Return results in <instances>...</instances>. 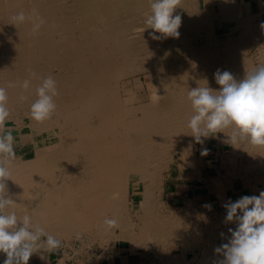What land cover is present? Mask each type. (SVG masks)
Listing matches in <instances>:
<instances>
[{
	"label": "bare ground",
	"instance_id": "obj_1",
	"mask_svg": "<svg viewBox=\"0 0 264 264\" xmlns=\"http://www.w3.org/2000/svg\"><path fill=\"white\" fill-rule=\"evenodd\" d=\"M220 7L222 20L232 24V35L226 40L215 43L211 37L215 28L210 25L214 14L201 13L200 17L194 15V22L209 24L205 29L210 33L203 44L191 48L183 39L179 42L169 37L170 41H165L167 51L162 46L160 52L142 42L147 38L141 26L150 9L149 0H0V85L22 82L30 67L43 76H53L60 91L57 110L50 120L36 122L29 115L32 154L25 151L16 156L12 180L6 183L8 194L17 204L5 211H15L18 217L32 216L56 238L104 232L111 238L115 234V240L129 239L132 247L159 251L158 241L170 236L171 227L174 231L181 223L176 213L161 215L158 198L164 180L162 169L174 156L170 138L183 137V130H191L188 120L193 113L188 91L198 86L218 90L214 78L218 69L241 80L246 72L264 64L262 47L258 57L261 63L245 64L249 42H259L253 32V16L239 17L235 0H221ZM21 10L34 20L42 17L46 21L39 33L32 32L31 22L18 28L11 24V17ZM146 40L154 42L150 37ZM142 72H148L154 88L139 96L130 90L128 78L134 76L137 87H142L138 75ZM38 84L33 80V89L25 93L28 99L23 103L30 105L35 99ZM8 92V106L21 105L22 89L9 88ZM9 122L6 129L12 126ZM231 146L242 152L258 149L261 158L264 156V146L247 142ZM134 184L140 193L138 199L130 200ZM194 201L187 195L186 208L190 209ZM222 202L224 198L218 201ZM132 208L141 209L139 221L127 215ZM113 217L119 219L120 232L108 230L103 223ZM218 217L225 221V208ZM225 226L221 233L230 238L228 229L236 225ZM196 232L195 243L181 242L182 249L202 245V258L196 264H218L220 254L213 251V243L203 242ZM161 262L194 263L187 255L182 261L162 257Z\"/></svg>",
	"mask_w": 264,
	"mask_h": 264
},
{
	"label": "clouds",
	"instance_id": "obj_2",
	"mask_svg": "<svg viewBox=\"0 0 264 264\" xmlns=\"http://www.w3.org/2000/svg\"><path fill=\"white\" fill-rule=\"evenodd\" d=\"M149 2L150 11L144 22L146 28L153 29L149 32L151 39L178 37L181 16H174L173 11L178 7L179 0ZM11 20L16 28L31 22L33 33H39L46 23L42 17L34 20L23 10L13 15ZM261 28L264 29V23ZM26 71L28 77L22 82L8 81L7 87L0 85V253L6 257L3 264H28L34 253H52L61 247V241L40 223L34 222L32 216L25 214L18 217L15 211H5L17 204L8 194L6 183L12 180L17 159L15 137L11 130L5 128L11 116L8 89H22L19 99L25 101L28 99L25 93L33 89V80L39 81L34 88L35 99L29 106V115L36 122L52 118L57 110L56 98L60 95L53 76H43L30 67ZM214 78L220 86L218 90L198 86L187 93L193 113L188 127L195 141L203 144L202 138L231 129L227 143L247 142L264 146V64L246 72L241 80H237L231 72L219 69ZM207 154L205 148L202 155ZM223 207L226 209L225 223H235L236 227L228 229V242L214 249L215 253L224 257L218 264H264V191L258 196L244 195L235 201L229 200ZM103 223L108 230L120 226L118 217L105 218ZM220 235L224 237V233ZM76 238L80 239L79 233ZM74 255H79V252H74Z\"/></svg>",
	"mask_w": 264,
	"mask_h": 264
},
{
	"label": "rangeland",
	"instance_id": "obj_3",
	"mask_svg": "<svg viewBox=\"0 0 264 264\" xmlns=\"http://www.w3.org/2000/svg\"><path fill=\"white\" fill-rule=\"evenodd\" d=\"M211 3L212 1L210 0H180L178 3V7L180 8L177 7L174 9L175 12L173 11L174 16L175 15L181 16V26L178 29L179 36L170 37L171 40L175 38L174 40L177 39L179 41L181 38V40L183 39L187 44H190L191 48L195 45L203 44L207 40L206 34L207 33L210 34L209 31L206 30L207 28H209V24L195 23L194 19L196 16L194 15H198L200 17L201 13H207V12L214 14V20L213 22L210 23V25H212V27L215 28L214 31H211L212 32L211 37L215 41V43L217 42L218 44L226 40L229 36H231L232 34L226 29L221 30L220 28H218V24L220 21V15L216 14L215 12L216 8ZM189 4L190 5L192 4V5L190 6ZM131 10H134V9H131ZM221 19H222V16H221ZM190 22H192V24ZM251 23L253 24L252 21ZM201 25H202V30H201ZM145 27H147L146 24L144 26H141V28L144 29L142 31L145 32L144 37L149 38L150 30L149 28H145ZM253 27H254V24H253ZM152 31L153 29L151 30V32ZM156 34L161 35L160 33H156ZM250 37L251 36H249V39H251ZM170 38L162 37V39L154 40V42H152V40L144 39L142 40V42H144L145 44L152 45L154 50H160V52L162 51L161 50L162 46H164L163 50L164 52H166L167 48L165 47L166 46L165 43L167 42L165 41L167 40L170 41L169 40ZM249 43L250 44L247 46V53H246L247 55H245L246 56L245 61H247L245 62V64L246 65L249 64L251 66L253 62L254 64L259 63L258 57L260 55V48H259V42L251 43L250 41ZM159 59H162V58L159 57ZM53 70L57 71L56 67ZM147 74L148 72H142L138 74L141 77V80L143 81L142 87H137L134 76H131L130 78H128V80H130V84H129V86L131 87L130 90L133 93H138L139 96L140 95L142 96L145 94H149L150 90L154 88L153 81L148 79ZM25 103H23L22 101L21 103L22 107L19 104L9 107L11 111V116L6 121V123L8 124H10L9 121H12L11 122L12 126L9 128V130L12 131V134L15 137L14 147H15L16 156L25 151H28L27 153L28 155L32 154V150H31L32 140H31V137L29 136L30 131H33L32 125L29 122V106L30 105L29 104L27 105ZM14 122H20V124L22 125L21 126L20 125L17 126V124L14 125ZM22 128L24 130H22ZM230 132H231V129H228L227 131H225L227 135L230 134ZM225 133H217L215 136L208 137L210 139V149H209L208 154L206 155L207 156L206 159H203L202 155H200V151H203L204 148L202 147V144L197 143L195 141L194 137L192 136L191 130L189 129L183 130L182 131L183 137L173 136L172 138H170L171 139L170 144L173 148V151H174L173 154L175 157L173 156L171 161H169L170 163L168 162L169 164L162 169L164 180H163L162 190L159 193L158 199L160 201H158V205H159L158 208L161 206L160 208L162 210L159 208L160 213L161 215L165 214L164 215L165 217L166 216L169 217L173 213L178 214V216L181 217V218L179 217L181 226L180 225L176 226L177 229L174 231H172L173 227H171L172 229H170L171 230L170 236L168 234L166 235V237H164L166 240L164 238H162L160 241L157 240L159 242V246L161 245L160 246L161 249H159V251L158 249L157 251L146 250L145 248H143L144 246L137 247V248L132 247L131 241L129 239L115 240L114 239V237H116L115 234L111 238L108 235H105L104 232H102V234L99 233L98 236L91 235L88 232H81L79 233L80 239L76 238L77 234H72V236L69 239L65 237L57 238L61 241V247L59 251L61 253L60 255L64 256L63 260H65L68 264H85V262L88 264H115V263L121 264L122 261H120V258H121L120 254H129V257H131L133 260L132 261L133 264H162L161 262L162 257L168 258V259L177 257L179 261H182L187 255L188 259L192 260V263L194 262L193 264H196L200 261V258H202V245L193 244L192 246L186 247V249L183 250L182 245L180 244L181 242L195 243L194 232L198 231V233L197 232L196 233L198 234V237H201V240L203 239L202 240L203 242L205 241V243L207 244L209 242H212L214 248L219 247L220 245L224 243H227L229 238H227V236L222 238L220 233L223 231V229L226 227L225 225H227L228 223H225L223 219H220L218 217L222 209H224L223 205L226 202H228L227 201L228 193L226 191L227 181L228 179L229 180L232 179V176L241 177V178L243 177L249 178V176H251L255 178L256 180L259 179V176L255 177L249 174L250 173L257 174L259 172L264 173V156H262L263 158L262 159L261 158L262 154L260 155V151H258V149L254 151L251 150V151H244V152H242L241 149H238V148H236L237 150L233 149L231 144L226 142L227 136ZM177 138H178V141H176ZM179 138L182 139L181 142ZM202 139H205V138H202ZM174 140L178 143H176ZM173 144L175 145V147ZM259 156L261 159L259 158ZM213 157H214V160H210ZM203 164L205 165L204 166L205 169L213 170L211 172L213 176L206 177L207 180L206 179L204 180L205 176H203L200 173L198 174ZM196 168H198L199 170H195ZM206 171L204 173H206ZM196 172L198 176L202 178V180H197V178H200L197 176L193 178L194 175H197ZM260 180H262L264 183V176H262ZM216 183H217V186H216ZM255 190L261 192L262 188L255 187ZM138 193H140V189L138 185L135 186L134 184L133 192L131 193L130 200H132V198L138 199L137 198ZM189 194L192 195V197L196 200V202L194 201L193 204H191L192 208L190 207V209L186 208V205L184 204L186 200V196ZM221 198H224V202L218 203V201L221 202ZM206 205L210 207H206ZM175 208L177 209V211ZM166 211H168V213ZM141 213H142L141 209L135 210L134 208H132L129 210L127 215H129V218L131 220L133 219V221L136 222V221H139V216L141 215ZM217 221H220V222H217ZM187 222L190 224L187 225ZM115 230L117 232H120V228L115 229ZM135 230H138V228ZM185 232H188V233H185ZM106 236H108V239L106 238ZM103 238L104 240L106 239L105 240L106 242L102 240ZM214 248H213V251H214ZM76 251L79 252V255H74V252ZM219 258L222 260L224 257L220 254Z\"/></svg>",
	"mask_w": 264,
	"mask_h": 264
},
{
	"label": "crops",
	"instance_id": "obj_4",
	"mask_svg": "<svg viewBox=\"0 0 264 264\" xmlns=\"http://www.w3.org/2000/svg\"><path fill=\"white\" fill-rule=\"evenodd\" d=\"M211 4L216 8V11H215L216 14L220 15V21L221 22L219 21L218 28H220L221 30L226 29L227 31H230L232 24H230L227 21H223L221 19V13H222V11L220 10L221 9V7H220L221 6V0H212ZM235 5H236V10H237L238 16H241V17H243V16L245 17V15L248 17L253 16L251 18L253 24L255 25L254 26L255 29L253 30V32L255 31L256 34L259 36V43H260L259 48L262 47L261 49L264 50V48H263V46H264V34H263L264 29L261 28V24L264 23V0H235ZM256 13H257V15H255ZM256 19H257V22L255 23ZM257 25H258V27H257ZM262 57H264V52L262 54ZM260 63H261V60L259 61V64ZM262 63H263V60H262ZM202 147L204 149L206 148L209 152V149H210V139L209 138L204 139V143L202 144ZM200 155H202V151H200ZM206 157H207L206 155H202L203 159H206ZM216 157H215V159H216ZM210 160H214V157ZM204 166L205 165L203 164V166H201L200 170L198 168H196L195 170H199L198 174L200 173L203 176L205 175V177H204V180H205L206 177H212L213 176V174L211 173L213 170L212 169L207 170V169H205ZM205 171H206V173H204ZM196 174H197V172H196ZM198 174L194 175L193 178H195V176L200 177V176H198ZM249 175H252L255 177H257L259 175H261V176H259V179H257V180L251 176H249V178H246V177L241 178V177L232 176V179H230V180L228 179L227 188H226V191L228 193V200L227 201H229V200L235 201L244 195H248V196L257 195L258 196L260 191L255 192V189H254L255 187L262 188V191H264V183L262 180H260V178L262 176H264V173H262V172H259L257 174L250 173ZM197 180H202V178L201 177L197 178ZM246 180H248V182H245ZM236 189H238V190H236ZM235 193H237V194H235ZM59 249L53 251L52 253H35L31 256L28 264H68L65 260H62L64 256L60 255L61 253H60ZM120 256H121L120 261H122L121 264H133V262H132L133 260L131 257H129V254H120ZM5 258H6L5 255L3 253H0V264H3V261ZM115 264H117V263H115Z\"/></svg>",
	"mask_w": 264,
	"mask_h": 264
}]
</instances>
